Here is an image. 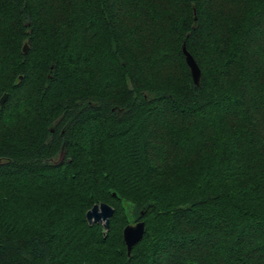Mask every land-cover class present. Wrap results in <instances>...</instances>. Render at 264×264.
<instances>
[{
  "label": "trees",
  "instance_id": "1",
  "mask_svg": "<svg viewBox=\"0 0 264 264\" xmlns=\"http://www.w3.org/2000/svg\"><path fill=\"white\" fill-rule=\"evenodd\" d=\"M3 93L0 264H264V0H0Z\"/></svg>",
  "mask_w": 264,
  "mask_h": 264
},
{
  "label": "water",
  "instance_id": "2",
  "mask_svg": "<svg viewBox=\"0 0 264 264\" xmlns=\"http://www.w3.org/2000/svg\"><path fill=\"white\" fill-rule=\"evenodd\" d=\"M27 45L23 46V50ZM182 53L185 58V62L189 68V75L193 84H197L200 76V70L194 61L193 57L189 54L185 44L182 45ZM8 94L3 93L0 97V104H3ZM114 215V207L107 202H99L93 204L85 213V220L88 225L100 224L103 228V234L106 235L109 230L110 219ZM145 223L144 221H136L134 223L126 225L122 230V238L126 247L127 257H130L132 248L138 244L144 235Z\"/></svg>",
  "mask_w": 264,
  "mask_h": 264
},
{
  "label": "clouds",
  "instance_id": "3",
  "mask_svg": "<svg viewBox=\"0 0 264 264\" xmlns=\"http://www.w3.org/2000/svg\"><path fill=\"white\" fill-rule=\"evenodd\" d=\"M123 204H129L130 205V202L129 201H122V205ZM131 206V205H130Z\"/></svg>",
  "mask_w": 264,
  "mask_h": 264
},
{
  "label": "flooded vegetation",
  "instance_id": "4",
  "mask_svg": "<svg viewBox=\"0 0 264 264\" xmlns=\"http://www.w3.org/2000/svg\"><path fill=\"white\" fill-rule=\"evenodd\" d=\"M51 130H52V131H54V129H53V128H52ZM62 155H63V153H61V155H60V156L62 157Z\"/></svg>",
  "mask_w": 264,
  "mask_h": 264
}]
</instances>
